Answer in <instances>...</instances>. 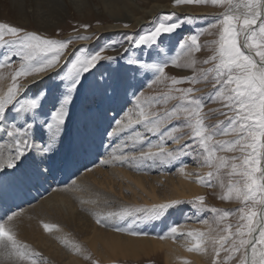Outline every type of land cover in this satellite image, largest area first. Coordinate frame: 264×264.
Masks as SVG:
<instances>
[{
  "label": "snow or ice",
  "instance_id": "6c2138e0",
  "mask_svg": "<svg viewBox=\"0 0 264 264\" xmlns=\"http://www.w3.org/2000/svg\"><path fill=\"white\" fill-rule=\"evenodd\" d=\"M175 4L183 3H206L208 0H174ZM213 4L226 6V11L217 17L216 23L211 27H222L217 41V54L213 55L204 63H213L214 67L201 71V78L207 79L210 73L214 74L213 79L218 87L212 94V98H218L224 102L225 107L233 113L229 116L227 126H207L201 109L204 106V98L194 97L189 99L192 89H177L183 93L181 97L183 105L174 108L167 113V118L181 115L186 117L184 123L174 124L164 131H159L161 117L159 115L149 118L144 108L150 103L145 102L139 105V117L135 121L141 124L148 133L158 136L161 143L155 145L158 152L141 151V159L160 160L171 162L179 159L182 154L192 155L194 159H202L200 162L209 167H215L217 171L229 168V177L239 176L240 179L233 182L229 180L227 192L221 199L241 201L244 207L236 210L241 221L232 231V225H225L217 239H213L216 256L219 257V249L240 253V264H264V0H211ZM175 14H168L148 33L134 38L125 34L124 39L135 47L156 46V54L162 55L159 49L158 37L170 34L184 26L183 21L168 22ZM187 19H191L190 17ZM83 27L87 28L88 25ZM127 27V25H125ZM10 37L5 39V37ZM78 39H89V37H77ZM71 43V40L61 41L44 38L37 33L11 26L7 23H0V69L8 68L14 60L20 61V67L11 75L12 84L7 92L0 94V196L10 194L19 184L32 178V175H43L37 166L31 173L22 172L20 165L24 160L35 157L41 158V163L51 159L48 155L55 149L65 131V125L69 118L70 108L73 104L75 94L80 88L85 74L91 72L97 63L105 57L101 56L104 50L100 48L87 55L77 54L65 63L62 71L56 76L60 83L53 91H48L43 98L40 94L28 96V90L24 89L17 81L20 77L38 74L56 68L61 57ZM177 49L182 50L188 58L186 63H178L181 53L177 51L170 59H164L160 63L143 62L140 58L128 59L130 65H141L148 71H154L158 75L164 73L165 68L171 64L177 67L193 68L195 61L191 59L193 49L199 52V32L189 34L182 38ZM83 49L78 50L83 53ZM128 51V49H125ZM111 59V58H108ZM149 59H152L149 54ZM136 71H140L137 68ZM147 75V72L145 73ZM181 82H199L195 72L192 76L180 79H173V85ZM134 95H138L135 93ZM163 99V97L157 98ZM51 101V109L47 105ZM227 115V113H223ZM129 123H132L129 117ZM188 127L191 132L189 140L175 151H166L165 141L178 143L183 136L173 135L178 128ZM235 134L236 138L230 141H215L217 135L228 136ZM111 136V133H109ZM139 136V132L136 133ZM144 144L152 146L150 138L145 137ZM81 146L87 151L88 137H81ZM239 151L242 155L232 157L228 160L216 155L221 151ZM236 160H242L237 164ZM139 167V165H138ZM181 167V171H183ZM213 172L208 177L199 178L206 186H212ZM223 187V184H222ZM172 204L153 205L150 208H142L138 211L149 216H159L162 211L172 207ZM193 203L200 207L204 205V197H199ZM217 213L219 219L215 221L222 224L225 219L232 215L231 211L223 213L217 209H206ZM16 213L6 210L0 216V253L4 258L11 260L13 257L23 259L28 253V246L21 244L15 234L14 220ZM113 215L130 216L131 211L123 213H109ZM107 218H105V223ZM101 222L100 220L97 221ZM207 223V221H202ZM44 228L51 231V225L44 224ZM170 231L177 233V227ZM137 234L135 232L131 233ZM195 241L193 247L188 251L201 250L202 244L209 236L203 232H188L186 234ZM163 238V237H161ZM228 244L229 247L225 248ZM259 246V248H258ZM206 250V249H205ZM38 255V254H33ZM31 259V256H29ZM31 264H37L36 259H31Z\"/></svg>",
  "mask_w": 264,
  "mask_h": 264
},
{
  "label": "bare ground",
  "instance_id": "6f19581e",
  "mask_svg": "<svg viewBox=\"0 0 264 264\" xmlns=\"http://www.w3.org/2000/svg\"><path fill=\"white\" fill-rule=\"evenodd\" d=\"M12 1L0 0V17L4 13L19 26L33 24L34 29L42 32L56 31L60 22L69 17L95 15L107 21L106 25L98 28V35H102L104 32L134 33L162 12L209 14L208 9L177 5L174 0H141V5L139 0ZM96 37L77 41L61 57L56 68L22 80L20 85L28 90V96L53 85L56 73L71 59L76 49L93 43ZM8 87L9 82L2 81L0 94L6 93ZM124 97L121 93L114 108L109 107L105 93L102 103L97 101L98 107L95 97L84 98L85 101L70 114L54 151L48 154L51 159L41 163L40 157H30L21 163L22 172L31 173L38 166L43 175H32L10 194L0 196V216L8 209L16 213L14 226L17 240L28 246V253L46 254L54 264H88L82 259L90 252L104 262L137 261L161 252L165 264H206L209 255L204 246L208 238L201 250L188 251L195 241L186 234L193 232L195 223L174 225L178 234H173L170 231L172 227L165 231L151 221L133 226L128 219L120 222V215L109 217V213L124 212L119 209L120 205L152 206L187 201L206 192V188L198 182L202 166L179 165L175 173L163 172L158 176L132 171L146 160L141 159V151H148L151 147V151L158 152L159 148L155 145L161 142H152V146L144 144L145 149L141 148L144 138L151 139L154 135L135 123L141 119L140 103L135 101L127 111H122ZM47 109H51L50 100ZM144 110L150 119L154 117L147 112V108ZM83 135L88 137L87 151L81 146ZM177 145L180 143L164 144V147L167 151ZM162 188L168 189L169 193L160 194L159 189ZM125 191L130 192V196ZM112 202L118 208L107 206ZM98 220L101 222L98 223ZM44 224L53 226L51 231L46 230ZM133 232L137 234H131ZM12 259L7 260L0 253V264H11Z\"/></svg>",
  "mask_w": 264,
  "mask_h": 264
},
{
  "label": "rangeland",
  "instance_id": "374dc122",
  "mask_svg": "<svg viewBox=\"0 0 264 264\" xmlns=\"http://www.w3.org/2000/svg\"><path fill=\"white\" fill-rule=\"evenodd\" d=\"M12 2L15 3L14 0ZM243 2H246V0H243ZM139 3L141 5L142 1L139 0ZM180 5H189L194 9L201 10L208 9L209 14L182 15L176 12H162L158 13L155 17L150 18L147 24H145L140 30L134 33L104 32L102 33V35H98V33L100 32L98 31V28L106 25L107 21H103L95 15L87 18H65L62 22H60L59 27L54 32L37 31L36 29H34L33 24H30L28 27L19 26L18 24L13 22L8 15H4V13L0 17V23H7L11 26L20 27L27 30L28 32L37 33L38 35L48 39H56L61 41L71 40V43L67 46L63 55L77 41L90 40L91 38H95L98 35L96 39L93 40V43L84 44L77 48L71 57L72 59L73 56L77 54L87 55L88 53H92L100 48H103L104 50L100 54L102 57H105V59H102L100 62H98L96 67L93 68L90 73L85 74V78L82 81V84L77 93L75 94L73 104L70 108V114L72 113L74 108L85 101L84 98H86L87 100V97H95L96 105L98 100L102 103L103 93H105L106 98L108 99L107 103L109 104V107L114 108L116 100L119 98L121 93H124L125 106L123 104L122 111H127L128 106H132L133 102L135 101H137L141 105H144L145 102H150L145 108H147V112L151 115H159L161 117V126L159 131H164L166 128H169L174 124L184 123V121L186 120V117H184L183 115H181L179 118L172 117L169 119L167 118L166 114L171 112L174 108H178L183 105V101L181 99L183 93L177 91V89L186 90L191 88L192 93L189 95V99L194 97L204 98V106L201 109V115L204 117L205 124L207 126L216 125L223 128L227 126L229 116L233 115V113H231L228 108L225 107L224 102H222L218 98L210 99L218 85H215V81L213 79L214 74L210 73L207 79H203L201 78V71L214 67L213 63L205 64L204 61L217 54V41L219 40V34L222 31V27H211V25L216 23L217 17L221 16L226 11V6L221 4H213L211 3V0H208V2L206 3H183ZM2 10L4 11V8H2ZM168 14H175V16L172 17L168 22L183 21L184 26L177 29L173 33L164 34L158 37L159 49L162 55L156 54V46L150 45L147 48L143 46L135 47L129 41L124 39L125 34H128L134 38H138L139 35L148 33L162 20L163 17L167 16ZM189 17L191 18L190 20L187 19ZM129 24L130 23H128V25ZM84 25H88V27L85 28L83 27ZM195 32H199V44L201 50L197 52L195 51V49H193L191 53V59L195 61L193 68L177 67L169 64L165 68L164 73L162 75H158L154 71L143 69L139 64L130 65L128 63L129 58L133 60L140 58L143 62L148 63H160L164 59H170L173 55H175L177 51H179L181 55L178 63L184 64L186 63L188 58L182 50L177 49V44L182 38H186L189 34ZM77 37H89V39H78ZM9 38L10 37L7 36L5 37V39ZM81 49L84 50L83 53L78 52V50ZM125 49H128V51H125ZM3 51L4 49H0V53H3ZM149 54H151L152 59H149ZM19 67L20 61L17 59L12 62L10 67L0 69V84L2 83V81L7 80L9 82V85L11 86V75L15 70H18ZM137 68H140L139 72L136 71ZM62 69L60 71H62ZM146 72L147 75L145 74ZM194 72L197 75L199 82H181L173 85L172 81L174 78L180 79L190 77ZM103 73H106V75ZM27 77H20L18 78L17 82L20 84L22 80ZM58 83H60V81L56 78L53 85L48 86L38 94H40L41 98H43V96L48 91L54 92ZM135 93H138V95H134ZM32 96L33 95H30L29 97ZM160 97H163V99H157ZM223 113H227V115ZM115 124L116 123H114V125ZM190 132L191 130L188 127L178 128L177 131L173 133V135L183 136V139H185V141H182L183 139H181L179 141L180 145L174 146L172 147V149H169L167 151H175L180 149V147L189 140L188 134ZM235 138V134H230L228 136L217 135L216 137H214L213 142L230 141L234 140ZM151 141L155 142L160 140L158 136L154 135L151 138ZM174 143L175 142L172 141L164 142V144L169 145H173ZM145 147L146 145L143 146V149H145ZM216 155L231 160L232 157H239L242 154L237 150L232 152L221 151L217 152ZM201 159L202 157L200 159H194L192 155L182 154L179 159L173 160L171 162H162L160 160L153 162L152 160H144V162L141 163L143 165L137 168H133L132 171L137 174L146 173L150 176H158L163 172H168L171 174L175 173L179 165L190 164L203 167V170L198 172V176H200L201 179L208 177L209 172H213L215 175L211 178L213 181L212 186H206L203 182H201V185L206 188L205 193L187 201H172L176 203H174L172 207H169L162 211L159 216H149L144 212L138 211L139 209L150 208L151 206H135L131 205V203L125 204L123 206L120 205L119 209L132 212V215L130 216H122L120 222L128 219V222H132L133 226H138L151 221L154 224L162 227L165 231L173 227L174 225H180L182 223H195L197 225L193 227V232H203L209 234L204 246L206 250L208 249L207 251L209 255L206 264H240V253H232L221 248L219 249L220 255L219 257H217L214 251V247L219 248V245H214L212 243L213 239H217L219 235L227 234L226 232L221 233L220 231L225 227V225H232V231L235 232V226L238 223H245V221H241L239 219L240 214L236 211L241 207H244V204L241 201L236 200L235 197H232L228 200L220 198L222 195L226 194L229 180L235 182L236 180H239L240 177H229L228 173L231 171L230 167L217 171L215 167H209L202 164L200 162ZM235 162L237 164H241L242 160H236ZM163 188L162 190H160L161 188L159 189L160 194H168V189ZM125 194L127 196H130V192L128 191H125ZM199 197H204L203 207H200L197 204L193 203V201H196ZM30 198H28L29 201H33ZM116 199L118 200V198H115V200ZM172 202L166 204H172ZM107 206L110 208H118L115 202L107 203ZM213 208L220 210L221 213H223L224 211H231L232 215L227 217L222 224H217L215 222L219 219L217 213L206 210ZM189 211H192V213L188 214ZM205 220L207 221V223L202 222ZM228 247L229 245L226 244L225 248ZM33 254L34 251L33 253H26L23 259L13 257L11 264H31V259H36L37 264H54L51 260V257L47 256L46 254ZM29 256H31V259H29ZM82 260L84 262H87L88 264H165L164 256L161 252H158L155 255H151L149 257H142L137 261L129 259L127 261L116 260L114 262H104L102 260H99L93 255L92 252H90Z\"/></svg>",
  "mask_w": 264,
  "mask_h": 264
}]
</instances>
